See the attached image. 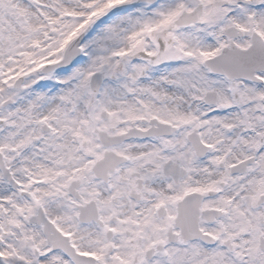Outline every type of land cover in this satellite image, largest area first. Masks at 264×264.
<instances>
[{"label": "snow or ice", "instance_id": "obj_1", "mask_svg": "<svg viewBox=\"0 0 264 264\" xmlns=\"http://www.w3.org/2000/svg\"><path fill=\"white\" fill-rule=\"evenodd\" d=\"M0 264H264V0H0Z\"/></svg>", "mask_w": 264, "mask_h": 264}]
</instances>
